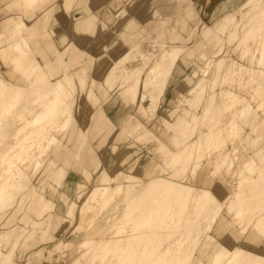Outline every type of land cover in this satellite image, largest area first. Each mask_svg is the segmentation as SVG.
Wrapping results in <instances>:
<instances>
[{
  "label": "bare ground",
  "instance_id": "obj_1",
  "mask_svg": "<svg viewBox=\"0 0 264 264\" xmlns=\"http://www.w3.org/2000/svg\"><path fill=\"white\" fill-rule=\"evenodd\" d=\"M89 12L86 0H0V264H14L17 247L35 246L54 212L77 219V239L55 243L48 260L70 252L71 264H264V0H245L224 19L217 51L202 56L213 74L197 83L202 113L178 121L174 147L162 146L165 163L149 157L138 174L136 161L114 175L104 170L78 205L68 194L79 200L92 175L60 190L50 180L63 168L51 153L89 88L87 67L56 37L60 22ZM150 47V55L126 50L103 78L114 85L121 72L130 104L139 99L143 112L156 109L186 49L158 40ZM127 60L136 66L125 70ZM43 165L47 178L35 185Z\"/></svg>",
  "mask_w": 264,
  "mask_h": 264
},
{
  "label": "rangeland",
  "instance_id": "obj_2",
  "mask_svg": "<svg viewBox=\"0 0 264 264\" xmlns=\"http://www.w3.org/2000/svg\"><path fill=\"white\" fill-rule=\"evenodd\" d=\"M86 1L90 12L79 21L70 17V20L64 21L65 25L62 24L63 21L60 22L56 41L63 40L65 44L75 46L80 55H83L89 88L84 91L70 129L51 153L56 166L63 168L56 180H50L60 190L66 189L67 186L72 187L80 179L86 181L84 173L92 175V182L79 200L73 192L68 194L69 200L78 201V205L83 203L89 190L99 183L100 173L104 170L114 175L119 169H127L130 161H136L133 173L138 174L149 157H157L165 163V150H162V146L174 147L172 134L178 121L189 118L190 112L202 113L203 99L198 101L195 98L197 83L202 77L209 79L213 76L211 71L204 72L202 56H214L219 46V37H224V19L235 16L245 2L115 0V5L111 7L112 0ZM91 13L96 14L100 21L93 22L89 17ZM106 13H109L108 16ZM87 28L89 30L85 31ZM155 40L186 49L177 56L178 64L168 78L163 92L159 94L156 109L149 108L147 112H143L138 109L139 99L138 102L130 104V98L120 84L123 78L121 72L116 74L118 82L116 80L114 85L103 82V78L107 69L126 50L137 49L145 55H150V45ZM226 46L229 58L238 59V49L235 46ZM39 55L41 53L37 52L36 56ZM135 66L127 60L123 68L130 70ZM150 102L146 94L144 106L149 107ZM198 122L200 123V119ZM198 127L203 128L200 124ZM129 143L132 147L125 150ZM114 146L118 148L113 152ZM132 154L133 157H130ZM95 168L97 173H94ZM36 173L32 179L35 185H40L47 178L44 165L37 169ZM200 180L201 177L198 182ZM52 220L48 233L40 234V238L34 243L35 246L17 247L13 254L14 264H71L70 252L54 253L49 260L46 257L58 241L73 243L77 239L71 234L78 221H72L57 212H54ZM8 248L7 246L6 249Z\"/></svg>",
  "mask_w": 264,
  "mask_h": 264
}]
</instances>
